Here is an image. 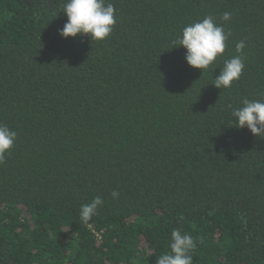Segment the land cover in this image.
<instances>
[{
	"label": "trees",
	"instance_id": "obj_1",
	"mask_svg": "<svg viewBox=\"0 0 264 264\" xmlns=\"http://www.w3.org/2000/svg\"><path fill=\"white\" fill-rule=\"evenodd\" d=\"M65 2L0 0V123L17 133L0 264H157L174 228L196 240L193 264H264V138L228 108L264 99V0H110L100 42L59 35ZM208 15L231 36L203 71L171 41ZM240 40L241 77L216 88Z\"/></svg>",
	"mask_w": 264,
	"mask_h": 264
},
{
	"label": "clouds",
	"instance_id": "obj_2",
	"mask_svg": "<svg viewBox=\"0 0 264 264\" xmlns=\"http://www.w3.org/2000/svg\"><path fill=\"white\" fill-rule=\"evenodd\" d=\"M67 20L58 30L63 38L87 35L92 41H103L114 30L117 23L116 8L110 0H66L62 5ZM232 13L224 12L220 19L227 22ZM231 32L225 31L224 25L217 23L212 15L205 16L184 26L180 34L171 41L172 46H183L186 49L185 60L188 65L201 70H207L222 56L227 47ZM246 43L240 40L235 44L237 55L227 59L213 84L216 88H230L235 80H239L245 67L244 49ZM231 109L233 125L247 128L254 136L264 138V99H248L241 101V106ZM17 139L16 131L8 125L0 123V164L6 159ZM113 199L119 197V192L113 190ZM103 198L95 196L91 202L81 205L79 217L87 224L98 214L103 205ZM169 252H164L157 259V264H193V253L197 248L196 240L187 232L174 228L170 234Z\"/></svg>",
	"mask_w": 264,
	"mask_h": 264
}]
</instances>
